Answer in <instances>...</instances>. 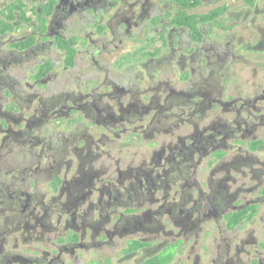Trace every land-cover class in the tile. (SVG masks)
I'll use <instances>...</instances> for the list:
<instances>
[{
	"label": "flooded vegetation",
	"instance_id": "obj_1",
	"mask_svg": "<svg viewBox=\"0 0 264 264\" xmlns=\"http://www.w3.org/2000/svg\"><path fill=\"white\" fill-rule=\"evenodd\" d=\"M2 1L0 264H264V0Z\"/></svg>",
	"mask_w": 264,
	"mask_h": 264
},
{
	"label": "trees",
	"instance_id": "obj_2",
	"mask_svg": "<svg viewBox=\"0 0 264 264\" xmlns=\"http://www.w3.org/2000/svg\"><path fill=\"white\" fill-rule=\"evenodd\" d=\"M28 7L27 5L23 2V0H15L11 6H9L7 9L1 11V14L7 16L8 19H13L14 16V11H19L22 15L27 14ZM220 14V12H215L212 13L210 16L206 18H211L213 16ZM193 27L195 26V22L191 24ZM9 28V25L3 21H0V31H4ZM195 29V27H194ZM64 49L67 51L68 54V62L73 63L74 57H75V51L69 47L68 44L64 45Z\"/></svg>",
	"mask_w": 264,
	"mask_h": 264
},
{
	"label": "rangeland",
	"instance_id": "obj_3",
	"mask_svg": "<svg viewBox=\"0 0 264 264\" xmlns=\"http://www.w3.org/2000/svg\"><path fill=\"white\" fill-rule=\"evenodd\" d=\"M13 0H8V2L10 3V2H12ZM15 1V0H14ZM25 1H27L29 4H32V2L30 1V0H25ZM230 0H225L224 2H229ZM4 5H5V3L2 1V0H0V9L1 8H3L4 7ZM17 34H18V32H16ZM251 57V56H250ZM63 58V57H62ZM61 58V56L60 55H58V57H57V59H62Z\"/></svg>",
	"mask_w": 264,
	"mask_h": 264
}]
</instances>
